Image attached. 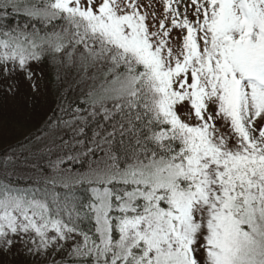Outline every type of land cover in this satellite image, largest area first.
Here are the masks:
<instances>
[{"label":"snow or ice","instance_id":"6c2138e0","mask_svg":"<svg viewBox=\"0 0 264 264\" xmlns=\"http://www.w3.org/2000/svg\"><path fill=\"white\" fill-rule=\"evenodd\" d=\"M158 3L0 0V77L58 87L0 154V257L264 264V0Z\"/></svg>","mask_w":264,"mask_h":264},{"label":"rangeland","instance_id":"374dc122","mask_svg":"<svg viewBox=\"0 0 264 264\" xmlns=\"http://www.w3.org/2000/svg\"><path fill=\"white\" fill-rule=\"evenodd\" d=\"M159 7L158 0H154ZM162 11V8L160 9ZM177 33H173L175 36ZM52 62L46 59L44 62H29L33 78L28 79L24 72H18L15 76L4 80L0 77V87L8 86L14 81L15 91L8 92L9 96L0 97V122L4 125L3 135H0V144H8L17 138L23 137L32 131L35 122L46 114L53 102L55 77L52 72ZM22 73V74H21ZM39 88L34 92L32 85ZM1 91V89H0ZM21 256L11 259V256L0 257V264H12L19 261Z\"/></svg>","mask_w":264,"mask_h":264},{"label":"trees","instance_id":"16d2710c","mask_svg":"<svg viewBox=\"0 0 264 264\" xmlns=\"http://www.w3.org/2000/svg\"><path fill=\"white\" fill-rule=\"evenodd\" d=\"M24 17L22 14L17 15L15 13H11L5 20L0 21V24H5V25H9V26H15L17 23H23L24 22ZM47 59V58H46ZM46 59H44L42 62H44ZM41 62V63H42ZM52 67V72L54 74V77L57 75V71H56V66L54 64L51 65ZM63 69H61V75H63ZM22 74V73H21ZM15 76V75H14ZM26 76V75H25ZM13 77V76H11ZM10 77V79H11ZM4 80H8V79H4ZM12 84H14V81L11 82ZM7 88V86L4 84L2 87H0L1 91H0V97L3 98V96L8 97L9 94L8 92L5 90ZM17 88V87H15ZM54 93H53V102L50 105L49 109L47 110L46 114L43 115L41 117V119L39 121L35 122L34 128L32 129L31 132L29 133H33L35 135H38L39 133L36 132V129L40 126L41 121L45 118L46 115H51V109L55 107V97L58 93V87H57V81H56V77H55V81H54ZM29 133L23 137L17 138L14 141H10L8 144H0V154H4L6 152L9 151V146H11V150L15 151L16 156L19 157V159L21 161H23V157L28 155V151H29V147H30V143H31V139L29 137ZM37 162L33 159H30L29 161V165H23L21 164V170L22 171H30V164ZM39 163H41V165H45L47 163L46 159L39 161ZM21 184H23V181L21 182ZM11 256V259L14 258L13 255H8ZM12 264H25V258L24 257H20L19 261H17L16 263H14V261L12 262Z\"/></svg>","mask_w":264,"mask_h":264}]
</instances>
